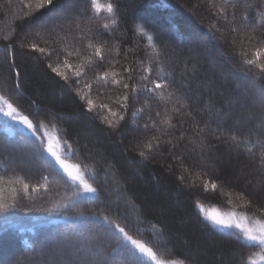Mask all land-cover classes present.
I'll return each instance as SVG.
<instances>
[{
  "label": "trees",
  "instance_id": "16d2710c",
  "mask_svg": "<svg viewBox=\"0 0 264 264\" xmlns=\"http://www.w3.org/2000/svg\"><path fill=\"white\" fill-rule=\"evenodd\" d=\"M69 1L53 0L36 11L35 0H0V96L34 125L43 124L39 134L72 144L68 162L81 165L97 192L73 203L67 176L47 167L35 138L12 132L19 127L0 114V189L4 201L15 196L16 203L0 214V264H125L103 217L151 242L161 258L185 264H246L256 258L258 245L215 229L199 206L264 221V194L256 183L259 145L253 160L244 148L228 150L223 143L232 131L242 139L255 133L264 113L257 102L264 72L245 63L264 49V0H137L156 11L162 19L156 22L135 19L144 10L133 12L127 0H100L111 2L114 14H96L90 0H82V12L56 19L60 26L54 31L40 27ZM189 33L204 38L192 60V46L183 39ZM257 64H264V54ZM144 67L152 68L150 80H158L162 68L170 86L140 91L141 84L153 87L140 79ZM113 73L120 84L112 83ZM108 120L118 122L111 127ZM45 184L46 190L32 191Z\"/></svg>",
  "mask_w": 264,
  "mask_h": 264
},
{
  "label": "snow or ice",
  "instance_id": "6c2138e0",
  "mask_svg": "<svg viewBox=\"0 0 264 264\" xmlns=\"http://www.w3.org/2000/svg\"><path fill=\"white\" fill-rule=\"evenodd\" d=\"M90 3L93 11L96 14H99L102 11H107L109 14L115 13L114 6L111 2L102 4L100 3V0H90ZM52 4L53 0H35L34 10L38 11ZM29 7H31V5H29ZM221 12H223V9H221ZM244 19L247 20V17H244ZM113 23H116V21L113 20ZM59 26L60 25L57 23L56 19L45 20L40 24L41 28L50 27L53 31ZM104 27L107 28L108 25L106 24L104 25ZM245 27H247V25H245ZM138 30L143 35L147 36L149 42L153 41V36L146 33L143 28H139L138 26ZM233 31H235V28H233ZM183 39L187 40L188 37H183ZM88 46L92 47V44L90 43ZM152 47L155 49L154 45H152ZM32 48L34 50H38L41 53L45 52L44 48L37 49L36 45H32ZM196 54V46L193 45V47L190 49L189 59H194L196 57ZM262 54H264V49H257L256 59L246 60L245 63L248 65L256 64L260 71L264 72V64H257V60ZM69 55H71V53H69ZM95 55L101 56V49L99 47L95 49ZM154 59H159L158 53L156 54ZM65 65L70 67L69 65H67V61H65ZM49 67L51 68L52 65H49ZM193 67H195V65H193ZM52 71L56 72L57 75H63L58 71L57 68H52ZM125 71L131 72L132 70L125 69ZM159 71L161 75L158 77V80H150L149 74L152 72V68L144 67L143 72L145 73V75H142L140 79L142 81L151 83L153 87H148L147 83H145L140 85L139 90H146L147 92L152 93L158 89L169 87L170 83L165 80L162 68L159 69ZM17 75H19V73H17ZM76 75L79 76L80 72L77 71ZM108 75L109 73L105 72L100 78L105 79ZM112 75L114 77L112 79V83L114 85L120 84L121 80L115 79V76L117 74L113 73ZM64 79H67V77L65 76ZM129 79H131V76H129ZM18 87L19 85H17V88ZM123 88L128 89L129 84L124 83ZM137 91V86L133 85L131 88L133 98H135V94L137 93ZM168 96L170 98L172 96V93L169 92ZM120 99L122 101L121 107L126 111L129 96L124 95ZM257 102L259 103L261 108H264V87H261L258 90ZM177 103H180V101L177 100ZM92 104L93 102L91 100H88L89 111H91L92 109ZM104 107H107V105H104ZM109 111L111 112V110ZM137 111L140 110L137 109ZM173 111H178V109L173 108ZM0 114L20 126L19 128L10 129L12 132L18 133L21 138H25L28 134L35 138V140L38 142V154L47 167L52 168L53 171H55L58 167L67 176L68 183L66 187H71L72 197L76 198L75 201H72L73 203L79 200H90L95 196L97 188L89 183L88 178L86 177L84 171H82L81 169V165L68 162L69 159L74 155L72 144L68 143L67 140L61 142V140L57 136L49 134L47 132H44L42 135L39 134L40 130L44 128V125H34L29 116L22 115L18 111V109L14 107L13 104L3 96H0ZM132 115L133 117H135L136 112H133ZM157 115H159V113H157ZM111 116L117 117L118 114L116 112H111ZM123 119L124 117L122 115L119 116V120ZM221 119H223V117H221ZM117 122L118 121L114 122L113 120H108V124L111 127H115ZM163 123L168 124L169 121L165 120L163 121ZM145 127L147 128L148 125L145 124ZM217 139H220V136H217ZM223 143L227 146L228 150L238 149L241 147L244 148L253 160L256 159L253 148L259 145L260 155L256 170L261 175L260 179H258L256 183L258 185V190L261 191L262 194H264V113L261 114L259 124L257 125V131L255 133L244 135L242 139L241 135H239L236 131H232L230 134H226V139L223 140ZM146 147L150 150L152 147L151 143L147 144ZM200 148L202 150H207L208 146L205 143L201 142ZM140 156L144 157L145 153L141 152ZM219 162L224 163V161L222 160ZM44 179L46 180L47 177H44ZM216 187L217 185L215 183L211 184L212 190H215ZM39 188H44L46 190L47 185L45 184L39 185L38 187H33L32 191H38ZM28 190L29 185L26 183L23 184V191L27 193ZM205 190H208L207 185L205 186ZM2 192L3 189H0V214L6 213L12 207H16L15 196L13 197L12 202H6L3 200ZM239 198L244 199V196H240ZM245 203H249V201H245ZM64 207H67V205H64ZM199 207L201 212L206 213L205 218L207 220L211 221L214 225L226 230L228 235L235 236L238 240L242 239L248 244L258 245L261 248V253L258 254L256 258L250 256L246 264H264V221L259 219H252L249 216L243 214L238 215L236 213H230L224 215L219 213L216 209L208 211L204 209L202 205H200ZM102 219L104 223L108 225L109 233L113 236H116L118 244L117 248L114 249V251H118L125 256V264H185L183 259L177 260L161 258V256H158L157 251H154V248L150 246L151 242H146L143 239L134 238L133 235H130L128 231L125 230V227L112 222L107 217H103ZM232 229H235L236 231H230Z\"/></svg>",
  "mask_w": 264,
  "mask_h": 264
},
{
  "label": "rangeland",
  "instance_id": "374dc122",
  "mask_svg": "<svg viewBox=\"0 0 264 264\" xmlns=\"http://www.w3.org/2000/svg\"><path fill=\"white\" fill-rule=\"evenodd\" d=\"M127 2L129 3V5L131 6V9L132 11L134 12L136 9L138 8H142L144 10V13H139V14H134V18L136 19H144V20H150V22H156V21H162V19L158 18V16L156 15V11H154L153 9H151L150 7H148L149 5H145V4H142L141 2H137V0H127ZM82 0H70L65 7L63 8H58L57 10H55L51 17L48 18V20H52V19H61V18H65V19H68V18H71L75 13H79V12H82ZM147 10H146V9ZM142 10V11H143ZM166 14L164 15V20L166 19ZM175 19V16H169L167 19L169 20H174ZM163 32H167L169 33L170 30L168 29H162ZM188 39L185 40V42H187V44L191 45L193 47V45H197L199 46V44H201L203 41H204V38L201 37L200 35L198 36L197 34H195L194 36L189 33L187 34ZM175 50L177 51H180L181 49L179 47H175ZM11 121V120H10ZM12 123H14L15 125H17L15 122L11 121ZM18 127H20L19 125H17ZM20 167H23L22 165H19ZM208 211H211L212 209H206ZM201 212V211H200ZM219 212V211H218ZM221 214H230V213H222V212H219ZM201 216L203 218V220H205L207 223H209L212 227H214L215 229L219 230V231H222V232H226V230L214 225L211 221L207 220L205 218L206 216V213L204 212H201ZM234 231H236L235 229H232ZM231 231V230H230ZM63 240H59L56 242V244H59L61 243Z\"/></svg>",
  "mask_w": 264,
  "mask_h": 264
}]
</instances>
